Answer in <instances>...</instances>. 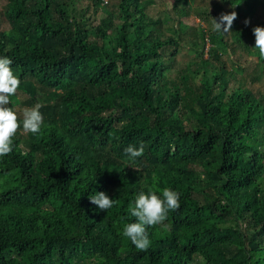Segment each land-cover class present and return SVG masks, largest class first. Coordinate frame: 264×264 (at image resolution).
Segmentation results:
<instances>
[{
  "label": "trees",
  "instance_id": "16d2710c",
  "mask_svg": "<svg viewBox=\"0 0 264 264\" xmlns=\"http://www.w3.org/2000/svg\"><path fill=\"white\" fill-rule=\"evenodd\" d=\"M108 1L6 0L0 11V57L24 104L43 105L40 132L21 122L0 157V264H264V92L238 78L237 47L212 30L219 11L174 0L164 27L147 11L154 0ZM220 1L237 6L234 25L243 4L257 9ZM256 26L231 31L250 56ZM181 45L196 57L176 69ZM254 72L242 78L258 81L264 60ZM141 143L130 162L125 149ZM166 187L180 207L138 250L123 236L129 209L142 189ZM99 191L115 201L107 211L89 200Z\"/></svg>",
  "mask_w": 264,
  "mask_h": 264
},
{
  "label": "clouds",
  "instance_id": "9594fccd",
  "mask_svg": "<svg viewBox=\"0 0 264 264\" xmlns=\"http://www.w3.org/2000/svg\"><path fill=\"white\" fill-rule=\"evenodd\" d=\"M237 15L236 11L221 13L218 19H212V30L225 34L230 33ZM245 23H250V21L246 20ZM253 34L255 36L254 48L259 50V55L249 59L264 60V26L254 27ZM12 64V59L7 56L0 57V157L7 156L13 151V138L21 129L20 117L12 107L8 106L10 97L16 95L21 84L20 79L13 73ZM42 106L37 103L33 107L23 109L22 128L24 132L33 134L40 132L43 124V116L40 112ZM125 153L130 162H134L136 158L143 155L144 145L143 143L139 147L129 145ZM89 200L100 211H107L115 203L105 191L94 192L89 196ZM179 207L180 194L170 188L166 187L162 190V197L152 188H149L147 192L142 189L135 198L134 206L129 209V214L135 218V221L124 225L123 236L127 237L138 250L146 251L151 245L147 229L163 224L168 212L177 210Z\"/></svg>",
  "mask_w": 264,
  "mask_h": 264
},
{
  "label": "rangeland",
  "instance_id": "374dc122",
  "mask_svg": "<svg viewBox=\"0 0 264 264\" xmlns=\"http://www.w3.org/2000/svg\"><path fill=\"white\" fill-rule=\"evenodd\" d=\"M189 1V0H188ZM253 1V0H251ZM257 1V9L255 10V12L253 13H248V9L246 7L245 4L242 5V12H241V16L240 19L237 21L239 24L238 25H234L233 22V26L232 29L235 30L236 28L240 27L241 25L246 24L245 21H250V23H247L249 25H256L260 22H264V0H256ZM109 5L108 9L110 10H114L115 7L114 5L118 2V0H109L108 1ZM6 3V0H0V11L3 10L4 5ZM173 3L174 0H154V2L152 3L151 6L148 7L147 11L149 13V15L153 16V17H160L163 21V25L164 27L166 25L171 24V19H172V15L173 14ZM190 4H192L193 7H197L198 9H207L208 8H212L213 12L214 11H219L218 13H230L232 11H236L237 6L235 5V7H233L232 5H228V4H222V2L220 0H190ZM113 5V6H110ZM78 6V5H77ZM217 6V7H216ZM184 21L187 22V25L192 26L193 24H199V19L197 18V15H192L187 19H184ZM236 22V23H237ZM173 25V24H172ZM9 24L7 22H2L0 20V32L1 31H5L7 29H9ZM231 30V31H233ZM167 34H171L170 32ZM233 34L234 33H228V38L226 39L231 46L237 47V53L235 55V62L237 61L236 65H242L243 67H246L247 69H245V72L241 71V70H237L238 73V78L242 80V82L244 83V85L246 87H248L249 89H252L254 91H258V92H264V74H262L260 76V79L258 81L254 80L253 78H245L247 75H250V77L253 76V74L255 73V68H256V63L258 60L254 61V60H250L249 58L252 57L250 55L245 54L243 51H241V48L238 46H235L233 44ZM197 43H200V41H198ZM208 42H206L207 45ZM214 47H216L217 49L220 50V52H225V49H223V47H221L218 44H216ZM209 48H211V45L208 44L206 46V58H208L209 55ZM197 54H199V52L197 51ZM255 56V55H254ZM196 57V51L195 49L191 48L188 45H181L178 49H177V54L174 57L173 61H174V67L176 69L181 68L185 62H191L195 59ZM210 58V56H209ZM236 65H233V63L231 61H229V67L232 69H237ZM243 75H245L244 78ZM26 93H24L21 89H18L16 95L10 97V104L8 105L9 107H12L14 111L17 112L18 116L20 117V121L22 122V112L23 109L25 108H30L27 107L24 104V101L27 99ZM20 133H25L23 130H20Z\"/></svg>",
  "mask_w": 264,
  "mask_h": 264
}]
</instances>
